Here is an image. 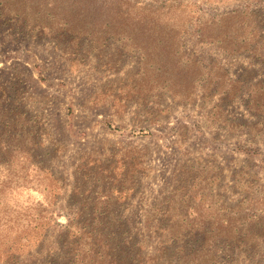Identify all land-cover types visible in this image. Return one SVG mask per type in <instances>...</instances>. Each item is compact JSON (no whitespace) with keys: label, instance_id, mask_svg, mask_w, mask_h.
I'll return each mask as SVG.
<instances>
[{"label":"rangeland","instance_id":"rangeland-1","mask_svg":"<svg viewBox=\"0 0 264 264\" xmlns=\"http://www.w3.org/2000/svg\"><path fill=\"white\" fill-rule=\"evenodd\" d=\"M78 228L264 264V0H0V264H78Z\"/></svg>","mask_w":264,"mask_h":264},{"label":"trees","instance_id":"trees-1","mask_svg":"<svg viewBox=\"0 0 264 264\" xmlns=\"http://www.w3.org/2000/svg\"><path fill=\"white\" fill-rule=\"evenodd\" d=\"M38 226L31 227V230L36 231ZM78 235L80 239V246H88L87 250L90 251L89 255L86 254L84 259L80 260L78 264H125L118 259L116 254L114 255L111 249H108L107 245H104L105 236L97 234L94 230L86 231L85 228H78ZM0 238V255L10 253L12 246L10 243H4ZM146 264V263H145Z\"/></svg>","mask_w":264,"mask_h":264}]
</instances>
